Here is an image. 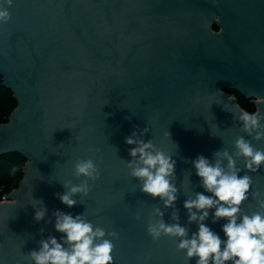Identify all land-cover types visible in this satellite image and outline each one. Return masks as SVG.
Returning a JSON list of instances; mask_svg holds the SVG:
<instances>
[{"label": "water", "instance_id": "95a60500", "mask_svg": "<svg viewBox=\"0 0 264 264\" xmlns=\"http://www.w3.org/2000/svg\"><path fill=\"white\" fill-rule=\"evenodd\" d=\"M8 11L10 21L0 24V77L18 105L0 124V155L19 153L26 163L18 187L0 202V264H28L25 255L39 240H59L55 210L84 213L118 232L114 264H195L177 251L178 240L148 235L154 208L166 223L173 209L128 174L133 146L125 137L148 127L142 138L177 161L179 222L189 235L198 231L183 207L187 196L204 191L192 160L233 152L240 135L251 139L238 119L245 110L229 91L253 99L255 114L264 115V0H13ZM252 143L264 150V141ZM88 158L100 178L68 208L56 194L65 181L81 183L73 165ZM237 166L243 176L242 158ZM247 174L250 191L264 199V167ZM34 199L48 209L43 221L34 220ZM257 210L250 194L242 213ZM212 212L205 223L225 239L226 220L213 223Z\"/></svg>", "mask_w": 264, "mask_h": 264}, {"label": "clouds", "instance_id": "9594fccd", "mask_svg": "<svg viewBox=\"0 0 264 264\" xmlns=\"http://www.w3.org/2000/svg\"><path fill=\"white\" fill-rule=\"evenodd\" d=\"M13 0H0V24H7L11 19L8 9ZM241 132L234 143V151L220 149L212 154V160L198 155L192 160L195 174L200 179L203 192H194L187 196L183 207L187 212L188 224H196L198 231L189 235V228L181 226L179 210L175 203L180 189L174 183L176 180V163L173 156L158 149L151 139L145 141L142 137L149 132L145 127L140 131H133L125 137V143L133 146L128 150L131 160L126 161L128 174L140 182V191L151 198H159L164 209H173L172 223L163 219L164 211L161 207L153 210L147 224V233L153 241L162 237L178 240L177 251L185 254V260L195 258V264H264V199L260 193L250 191L252 178L247 173H256L264 167V150L256 148L252 141H264V115L253 114L241 110L238 117ZM217 126V125H216ZM217 128H219L217 126ZM212 135V134H211ZM170 137V133H165ZM99 151V149H89ZM243 159L246 173L237 166V160ZM15 173L16 169H12ZM73 174L81 183L71 181L61 183L65 191L57 193V198L68 208L79 202L77 196L87 197L91 191L89 181L100 178V168L91 158L77 159L73 165ZM189 182L190 177H189ZM209 193L210 195H205ZM251 198L257 200L258 210L251 214L242 213V205ZM40 205L35 210L34 220H45L47 207L42 199H34ZM213 223L221 219L226 220L222 226L225 239L214 232L206 221L210 211ZM54 228L63 235L59 240L54 236L38 241V250L34 249L25 255L28 264H114V239H119L116 231H106L89 221L84 213L73 215L55 210ZM139 220L140 216L137 215ZM46 223H52L48 219ZM43 234L44 229L40 230ZM111 237V239L106 238Z\"/></svg>", "mask_w": 264, "mask_h": 264}, {"label": "trees", "instance_id": "16d2710c", "mask_svg": "<svg viewBox=\"0 0 264 264\" xmlns=\"http://www.w3.org/2000/svg\"><path fill=\"white\" fill-rule=\"evenodd\" d=\"M217 29V27L215 28ZM239 105L249 113H255L256 106L245 100H238ZM18 103L13 92L3 86L0 77V124L8 123ZM26 160L19 153L0 155V202L16 189L23 178ZM16 171L13 173L12 169Z\"/></svg>", "mask_w": 264, "mask_h": 264}, {"label": "flooded vegetation", "instance_id": "af4514ba", "mask_svg": "<svg viewBox=\"0 0 264 264\" xmlns=\"http://www.w3.org/2000/svg\"><path fill=\"white\" fill-rule=\"evenodd\" d=\"M229 93L234 96L237 100H245L246 102H251L256 106V111H257V105L255 104V101L253 99H247L245 98L243 95H241L240 93L236 92V91H229ZM255 111V112H256Z\"/></svg>", "mask_w": 264, "mask_h": 264}, {"label": "built area", "instance_id": "2783aa9c", "mask_svg": "<svg viewBox=\"0 0 264 264\" xmlns=\"http://www.w3.org/2000/svg\"><path fill=\"white\" fill-rule=\"evenodd\" d=\"M255 113H253V114H255ZM6 200H7V196L4 197L3 201H6ZM3 201H1V202H3Z\"/></svg>", "mask_w": 264, "mask_h": 264}]
</instances>
